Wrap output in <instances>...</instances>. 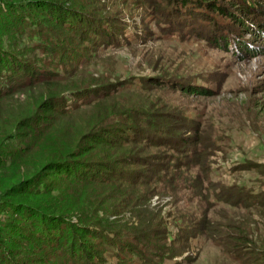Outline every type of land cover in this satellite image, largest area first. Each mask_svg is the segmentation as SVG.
I'll use <instances>...</instances> for the list:
<instances>
[{"label":"rangeland","instance_id":"374dc122","mask_svg":"<svg viewBox=\"0 0 264 264\" xmlns=\"http://www.w3.org/2000/svg\"><path fill=\"white\" fill-rule=\"evenodd\" d=\"M79 1L87 2L88 10L96 9V14L110 18L113 24L124 19L130 28L120 45L103 49L87 42L85 34L62 32L48 12H39L40 21L47 22H42L44 25L39 29H52L62 45L77 55L67 61L66 71L70 78L65 83L34 85L27 90L12 92L11 97L0 101V130L8 129V134L0 142L1 248L12 253L11 259L23 264H44L38 262L39 255L33 252L36 249L31 244L12 236L6 228L7 217L15 214L6 206L13 201L8 190L22 180H30L31 187H52L56 174L51 173L49 179L44 175L42 181L34 175H43L46 160L52 157L58 144L63 146L72 132L87 133L91 125L105 126L117 121L118 117L105 113L108 109L119 108L126 114L129 111L131 117H139L140 112L155 115L153 121L164 126L163 129L170 128L172 135L168 140L179 144L184 142L182 152H175L176 149L170 152L179 159L178 165H183L179 171L193 178L194 184L189 185L196 187L200 180L204 186V191L198 193L188 188L181 189L185 186L180 184L178 191L173 193L177 198L172 195L155 196L151 201L150 208L159 207L164 218L169 220L167 236L172 239L169 237L171 240L167 242L172 249L169 253L172 258L162 263L264 264V38L263 35L252 38L242 25L247 21L258 23L264 34V18L255 22L240 1L224 2L230 18L221 17L229 23L227 29L231 34H238L249 49L237 46L232 51L213 40L218 35L212 29L208 32L206 28L200 27V30L185 26L182 39L178 36L162 38L152 23V19L157 21L153 15L160 18V14L151 12L148 17V9L135 7L132 0ZM156 1L140 0L148 3L149 7L156 6ZM251 1L264 9V0ZM74 2H66L65 5L75 14L83 11L85 15H81V19L93 23L96 29L102 28L96 26L98 16H89L84 5ZM81 35L83 38L79 41ZM73 36L76 39L73 40ZM0 39L1 47L5 46V35ZM232 44L230 40L229 47ZM36 53L39 58L48 57L43 51ZM29 57L33 55L29 54ZM166 79L173 85L165 83ZM138 80H142L144 85L141 91H138L141 86ZM188 83H196L206 91L188 92ZM102 88L103 92H98L115 91V94L101 103L88 106L72 101L78 109L69 116H61L54 109L53 100L60 98L64 91L70 94ZM92 95L95 94L88 97L92 98ZM59 106H65V102ZM28 112L33 113L31 117L42 116L36 121L44 127H54V135L60 134L59 140L54 141L50 135L32 138L36 129H16L18 121L29 119L26 116ZM184 117L189 120V127L184 125ZM198 134L205 140L203 142L210 145L201 156L207 164L205 167L202 159L195 156L192 142ZM163 148H148L141 155L154 159L167 155L168 149ZM180 215L189 219L184 222L188 227L186 234L170 226ZM240 235L249 244L242 254H237L238 246H234L233 241H237ZM11 239H17L19 243H13ZM155 239L161 241L163 238L157 235ZM254 257L258 262L248 260Z\"/></svg>","mask_w":264,"mask_h":264},{"label":"trees","instance_id":"16d2710c","mask_svg":"<svg viewBox=\"0 0 264 264\" xmlns=\"http://www.w3.org/2000/svg\"><path fill=\"white\" fill-rule=\"evenodd\" d=\"M73 1L84 5V11L89 16H98L96 26L102 28L96 29L93 23L81 19L80 16L85 15L83 11H76L80 13L75 14L73 9L69 10L65 3ZM132 1L135 7L140 6L143 10L147 8L148 17L151 12L160 14V18L153 15L157 21L151 19L162 38L178 36L182 39L181 34L185 26L200 30L206 28L208 32L211 29L217 32L215 35H218V38L213 39L216 43L223 44L232 51L237 46L249 50L247 43L242 41L238 34L229 32V23L221 17L230 18L225 10L227 0H158L156 6L150 7L146 2ZM235 1L230 0V3ZM238 1L253 21L264 18V9L262 10L260 4L251 0ZM82 2L0 0V37L5 35L7 38L5 46L1 47L0 42V101L11 97L12 92L18 90H27L44 83L62 84L70 78L66 71L67 61L72 60L77 53L63 46L52 29H39V26L44 25L42 22H46L40 21V11L48 12L62 32L87 35V42L94 47L104 49L122 43L126 30L130 28L124 23V19L118 22L116 20L117 23L113 24L110 18L96 14V9H93L94 12L88 10V3ZM242 25H245L252 38L259 35L264 38L260 24L247 21ZM179 26L181 29H177ZM82 35L78 37L79 41L83 38ZM74 38L76 39L75 36L73 40ZM230 40L234 45L229 47ZM11 48L17 49L14 51ZM37 51H43L48 57L39 58ZM29 54L33 57H29ZM138 81H141L138 89L141 91L144 85L142 80ZM166 82L173 85L171 80L166 79ZM188 86V92L206 91L196 83H190ZM99 90L103 92L104 89L70 94L64 91L60 98L53 100L54 109H57L61 116H69L78 109L72 101H80L79 104L88 106L101 103L115 94V91L100 93ZM89 94L95 95L90 98ZM94 98H98L97 101H92ZM62 102H65V106L61 107L59 105ZM123 112L119 108L108 109L105 114L113 118L118 117L117 121L105 126L91 125L87 133L72 132L63 146L58 144L59 147L52 157L46 160L43 175H34V178L39 177L42 181L44 175L49 179L51 173L56 174L52 187H31L30 180H22L8 190L13 201L6 206L15 214L7 217L9 222L6 223V228L12 232V236L22 238L36 249L33 252L39 255L38 262L109 264L111 259L110 264H163L162 262L172 258L169 254L172 249L168 247L167 242L172 239L167 236L169 220L164 218L159 207L150 208V203L155 196L163 198L172 195L177 198L173 193L178 191L180 184L185 186L181 189L188 188L198 193L204 191V186L200 180L196 187L189 185L194 184L193 178L179 171L183 165H178L179 159L170 155V152L175 149V152H182L184 142H170V128L163 129L164 126L153 121L155 115L140 112L139 117H131L129 111H126L127 114ZM32 114L28 112V120L18 121L16 129H36L32 138L41 139L50 135L54 141L59 140L60 134L54 135V127H44L36 121L37 117H43H31ZM183 119L184 125L188 126L189 120L185 117ZM7 134L8 129L0 130V142ZM203 141V137L198 134L192 142L195 156L202 159L205 167L207 164L201 156L210 145ZM152 147L167 148L168 153L155 159L141 155L144 150ZM204 147L205 150L202 149ZM34 150L37 152L35 148ZM1 153L0 148V156ZM201 175L203 176V173ZM202 180L205 178L202 177ZM16 215L20 216L19 219ZM188 220L184 215H180L170 226H174L181 234H186L188 227L184 222ZM157 235H161L163 239H155ZM236 240L233 244L238 246L237 254H242V250L248 248L249 243H246L247 239L241 235ZM11 241L19 243L17 239ZM1 247L2 245L0 263L23 264L11 259L12 253ZM248 260L258 262L257 257Z\"/></svg>","mask_w":264,"mask_h":264}]
</instances>
